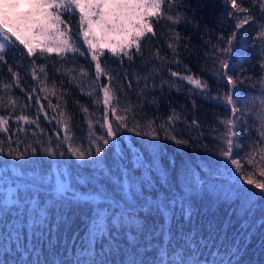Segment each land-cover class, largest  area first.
<instances>
[{
    "label": "trees",
    "instance_id": "trees-1",
    "mask_svg": "<svg viewBox=\"0 0 264 264\" xmlns=\"http://www.w3.org/2000/svg\"><path fill=\"white\" fill-rule=\"evenodd\" d=\"M182 3L184 7L178 10L185 11L191 23L171 25L161 20L154 24L156 35L149 34L141 41L142 56L134 55L132 61L125 58L123 66L108 52L100 58L113 75L119 73L120 78L113 84L127 93L117 92L121 103L136 104L134 119L130 116L129 120L139 123L141 133L146 132L142 129L147 128L149 121L153 122L158 137L154 139V154L137 140L135 132L118 129L108 138L103 125L102 93L97 89L101 103L96 104L98 112L94 113L91 97L67 83L64 68L58 65L61 57L56 53L47 59L37 54L28 57L15 42V48L6 50L4 61H0V82L13 83V88L10 92L0 90L4 104L0 116L8 121V132L0 133V148L5 153L0 155V264H90L93 261L129 264L132 260L138 264H179L181 256L187 264L193 256L187 255L186 249L208 264L212 261L229 264V260L232 264H264V223L261 222L264 201L246 208L245 196L239 190L251 186L236 177L229 161L216 155L217 141L213 136L217 133L211 129L223 132L224 126L219 121L230 117L231 109L223 102L206 100L185 81H178L179 92L167 85L163 92L160 90L161 79L178 80L170 75V71H176L208 82L211 95H217L218 89L222 96L228 86L212 74L216 65L211 53L214 45L222 46L219 37L226 41L235 30L239 35L234 42L236 50L229 57L234 67L232 74L242 80L250 77L237 84V99L243 109L249 96L260 93L258 82L264 78V68L260 66L264 59L259 51L261 41L256 39V21L264 20V14L258 2L254 6L252 0H237L255 17L237 30V20L228 16L231 6H226L224 0H182ZM170 27L181 34L176 57L168 48ZM81 51L86 53L83 47ZM157 52L166 57L165 62L154 59ZM74 57L94 79L95 65L91 58L78 54ZM174 59L180 63L172 62ZM33 60L37 66L45 67L49 88L55 82L57 95L67 90L60 105L70 118L71 144L90 152L91 159L77 161L68 154L69 144L64 140L63 125L57 123L58 113L48 107L49 101L53 105L57 103V97L46 98L40 91L41 85L32 79ZM153 66L161 70V75H153L156 88L147 91L141 101L137 92L143 88L144 81L138 82L134 76H144ZM9 68L18 73L24 91L14 86ZM125 72L127 80L123 79ZM108 83L104 76L98 82L101 86ZM153 98L157 103L150 104ZM11 100L16 101L15 108L9 106ZM41 106L44 112L40 111ZM82 106L88 108L87 114L81 110ZM173 109L181 119L169 127L166 121ZM20 115L36 122L18 121ZM108 118L115 127L110 113ZM193 119L200 128L192 125ZM247 122L253 125L254 117H249ZM161 125L190 146H177L166 139ZM250 137L258 139L254 128ZM250 137H241L242 146L234 148V157L246 161ZM104 139H109L107 145ZM97 147L100 156H96ZM10 148L27 154L17 160L7 155ZM46 148L56 155L48 156L42 151ZM244 167L249 172L253 170L246 162ZM253 178L264 179L259 178L258 171ZM63 185L69 190L61 193L58 189ZM187 208L191 209V215L184 214ZM97 211L103 212L106 219L102 234L93 235ZM237 248L238 254L233 256Z\"/></svg>",
    "mask_w": 264,
    "mask_h": 264
},
{
    "label": "snow or ice",
    "instance_id": "snow-or-ice-1",
    "mask_svg": "<svg viewBox=\"0 0 264 264\" xmlns=\"http://www.w3.org/2000/svg\"><path fill=\"white\" fill-rule=\"evenodd\" d=\"M225 5H230L232 12L228 13L230 18L236 19L237 23L235 28L239 30L244 25L254 21L255 17L249 14L251 10L246 7H242L237 3V0H224ZM253 5L259 3V8L262 14H264V0H252ZM182 0H0V61H4L6 50H11L16 47L12 37L27 50V56L33 57L37 54V48L39 53L43 56L45 53H56L61 59L67 60L68 53L78 54L91 57V62L95 65V78L89 79V71L83 67L80 68H65L63 75L67 76V83L80 90L82 95L93 97L95 104L101 103L99 96L96 95L97 89L102 93V103L104 108L103 125L107 128L108 138H112L118 129H126L128 131L135 132L137 136L145 135L152 139L158 137L154 134L153 122L149 121L146 132L141 133L139 123L129 126L130 116L134 119V108L136 104L131 101L121 103L120 97L117 92H124L123 87L117 89L113 81L120 78L119 73L113 75L108 70L106 65H102L101 57L104 55V48L111 56L120 60L121 66H123L124 59L132 61L134 55H143L141 50V41L151 34L155 36L154 24L159 23L161 20L168 21L171 25H178L180 23H191L190 18L185 11L178 9L183 8ZM79 13V33L78 36L83 37V43L87 46L88 52L81 51V46L73 39L72 30L69 28L68 23L62 16L64 13H68L74 16ZM237 13H245L243 17L236 15ZM258 25V32L256 39L261 41L259 45V51L262 58H264V20L256 21ZM63 26V27H61ZM170 35L168 37V48L172 51L173 57L179 55L177 49L180 47L181 34L176 31L174 27L168 29ZM239 33L233 31L231 35L224 40V37H219V41H223L222 46L214 45V51L211 53L213 56V64L216 67L213 68L212 74L216 76L220 81H226L228 90L221 96L217 89V95H211V89L208 82L194 77L193 75H179L176 71H170L171 77H178V80H166L161 79L160 90L163 92L164 85H167L170 89L176 88L179 92L181 86L178 81H185L187 84L192 85L197 94L203 96L206 100H213L217 102H223L228 108L231 109V116L220 120L219 124L224 126L223 132H219L218 129L212 128V132H216L217 135L213 136V139L217 141L216 155L220 156L225 161H229L236 173V177L242 180L244 184L250 185L251 188L239 190L240 193L245 196V207H256L257 201H264V179H254L258 171L259 178H264V78L258 83L261 84V91L259 93V107H257L256 98H252L250 101H244V108L241 109L237 99V84L243 83L244 80L250 79V77H244L242 80L239 76H234L232 72L234 67L230 63L229 57L235 52V44ZM39 38V39H38ZM246 43V41H245ZM135 49V53L132 52ZM255 50V45H254ZM154 59L163 63L166 57H163L157 52L154 55ZM174 63H180L179 60H173ZM32 63V79L36 80L41 85L40 91L48 96H56L57 103L53 105L49 101V108L57 111L59 119L57 123L63 125L65 131V142H68V154L74 157L77 161H85L91 159V153L85 152L79 148H74L71 144V138L68 134L70 129L68 127V118L60 105V101L67 95V90L57 95L59 89L55 82L52 83L51 88L47 84V72L43 65L37 66L36 61ZM260 66L264 68V59L261 60ZM58 73L60 69L56 70ZM9 72L12 73V81L16 88H20L24 91L20 85V78L18 73L13 72L9 68ZM38 73H43L41 77ZM153 75H161V70L149 69L144 76L136 75L134 78L139 82L144 81L143 88H140L137 92V96L141 101L146 98V92L154 91L156 84L152 81ZM104 76L109 83L105 85H99L98 82ZM124 80L128 79L127 73L123 76ZM151 81V85H150ZM64 81H61V85ZM0 90L10 92L13 88V83L0 82ZM131 88V84H129ZM34 91V90H33ZM32 99L31 94L28 97ZM3 97H0V107H4L2 103ZM36 103L39 104L40 100L37 98ZM150 104L157 103L153 98L149 101ZM250 105V106H249ZM9 106L15 108L16 101H9ZM143 106L142 103L140 105ZM81 110L88 113V108L82 106ZM41 112H44L43 106L40 108ZM109 113L113 118V122L109 121ZM254 117L255 123L253 125L248 124V118ZM45 119H48L45 113ZM181 119V115L174 109L172 114L168 117L166 124L171 127L176 121ZM18 121H22L25 124L35 123L36 121L30 120L25 115L17 117ZM243 121V123H241ZM8 121L0 116V133L8 132ZM192 125L196 128H200V124L196 119L192 120ZM191 127V126H190ZM161 128L165 131V138L171 140L177 146L183 145L189 147L188 141L184 139H178L176 136L168 132V128L165 125H161ZM256 131L258 139L250 137V133L253 130ZM21 130V129H18ZM249 136L250 150L246 154V161L233 156L235 147L242 146L240 141L241 137ZM2 143V141H0ZM103 143L107 145L109 139H104ZM206 147V146H205ZM48 156L54 157L56 153L51 148L42 149ZM2 148H0V155H4ZM25 153L14 152L11 148L7 155L14 157L15 159H23L26 156ZM64 155L63 152L60 153ZM101 155L99 147L96 148V156ZM246 162L253 170L248 171L244 167ZM255 189L256 191H253ZM69 190L67 185H63L58 191L61 193ZM185 215H191V209L187 208L183 210ZM98 219L93 224V235L102 234L103 223L106 216L103 212L97 211ZM261 222L264 223V218H261ZM191 238V237H190ZM239 249L232 253L233 256L238 254ZM187 255H192L193 258L187 261V264H208V262L200 261L195 258L194 253L187 251ZM95 264V262H90ZM129 264H138L137 261H129ZM179 264H186L185 259L181 256ZM215 264V261H212ZM229 264L232 261L229 260Z\"/></svg>",
    "mask_w": 264,
    "mask_h": 264
},
{
    "label": "rangeland",
    "instance_id": "rangeland-1",
    "mask_svg": "<svg viewBox=\"0 0 264 264\" xmlns=\"http://www.w3.org/2000/svg\"><path fill=\"white\" fill-rule=\"evenodd\" d=\"M62 19H64L66 21V23H68L69 25V28L72 30V36H73V39H75L78 44L81 46V50H82V47L83 49L86 51V53L88 52V48L86 45H84L83 43V37L82 36H78L77 34L79 33V13L77 12L74 16L68 14V13H64V15L62 16ZM63 27V26H61ZM13 39V42L17 43L19 46H21L23 48L22 45L19 44L18 41L15 40V37H12ZM39 39V38H38ZM24 49V48H23ZM25 52L27 53V50L24 49ZM104 52H108L107 51V48H104ZM55 52L51 53V54H54ZM109 53V52H108ZM110 54V53H109ZM50 54L48 53H45L43 55V59H47V57L49 56ZM75 54H72V53H68V59L65 60V59H60L58 60V65L61 66L62 68H80V67H83L81 64H79V61L74 57ZM37 56L38 57H42L39 53V48H37ZM91 57L89 56V59ZM85 68V67H83ZM87 69V68H85ZM88 70V69H87ZM89 79H93V76L91 75V73L89 72ZM256 98L257 100V107H259V94H255V96H249L248 100L250 101L252 98ZM91 103L94 105V109H92V111L94 113L98 112L97 111V108H96V104L93 102V97H91ZM96 110V111H95ZM134 124H136V122H132L131 120H129V126H133ZM149 129L148 128H144L142 129V131H148ZM134 136L137 138V140L139 142H141L144 146H146V148L152 152L153 154L155 153L156 151V147H154V144L156 145L154 139L148 137V136H143V137H137L135 134ZM152 148H154V150H152ZM155 155H153L152 157H154ZM98 162H100V159H97ZM218 172H222V171H218Z\"/></svg>",
    "mask_w": 264,
    "mask_h": 264
}]
</instances>
